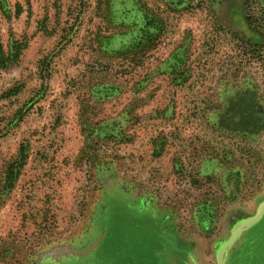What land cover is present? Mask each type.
<instances>
[{"label":"rangeland","instance_id":"374dc122","mask_svg":"<svg viewBox=\"0 0 264 264\" xmlns=\"http://www.w3.org/2000/svg\"><path fill=\"white\" fill-rule=\"evenodd\" d=\"M0 44V264H264V0H0Z\"/></svg>","mask_w":264,"mask_h":264},{"label":"trees","instance_id":"16d2710c","mask_svg":"<svg viewBox=\"0 0 264 264\" xmlns=\"http://www.w3.org/2000/svg\"><path fill=\"white\" fill-rule=\"evenodd\" d=\"M150 37H152V36H149V38ZM149 38L146 37L145 41L141 38L138 43H135L134 45H132V49H135L133 51L137 52L139 48L150 49L152 46H151V43L149 41L150 40ZM117 55H124V54L117 53ZM3 63H4V54H3L2 47L0 44V64L3 65ZM23 165H24V157H21V161H20V163L17 166L16 171H15L16 173L13 172L12 170H9L7 172L6 181H5L6 182V189H11L13 182L17 178L19 171H20V168H22Z\"/></svg>","mask_w":264,"mask_h":264},{"label":"water","instance_id":"95a60500","mask_svg":"<svg viewBox=\"0 0 264 264\" xmlns=\"http://www.w3.org/2000/svg\"><path fill=\"white\" fill-rule=\"evenodd\" d=\"M251 224H252V222L248 223V225H251ZM219 264H222L221 259H219Z\"/></svg>","mask_w":264,"mask_h":264},{"label":"flooded vegetation","instance_id":"af4514ba","mask_svg":"<svg viewBox=\"0 0 264 264\" xmlns=\"http://www.w3.org/2000/svg\"><path fill=\"white\" fill-rule=\"evenodd\" d=\"M249 108H251V107H249ZM258 132H260V130Z\"/></svg>","mask_w":264,"mask_h":264}]
</instances>
